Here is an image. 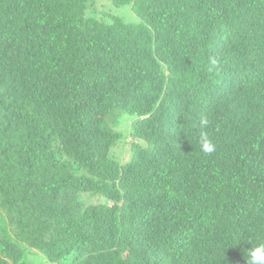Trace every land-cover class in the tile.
<instances>
[{"label":"trees","instance_id":"1","mask_svg":"<svg viewBox=\"0 0 264 264\" xmlns=\"http://www.w3.org/2000/svg\"><path fill=\"white\" fill-rule=\"evenodd\" d=\"M88 1L0 0V264H247L264 0Z\"/></svg>","mask_w":264,"mask_h":264},{"label":"rangeland","instance_id":"2","mask_svg":"<svg viewBox=\"0 0 264 264\" xmlns=\"http://www.w3.org/2000/svg\"><path fill=\"white\" fill-rule=\"evenodd\" d=\"M87 12L97 17H108L109 15L119 16L123 19L124 22L129 23L138 21V18L131 12L130 6L125 5L122 7H115L111 0H89ZM126 120L134 121V118L129 115H123L121 117V124L119 128L122 131L123 129H125L124 122ZM121 146L122 144L120 145V147ZM26 261L29 264H48L43 254L31 249L26 250Z\"/></svg>","mask_w":264,"mask_h":264},{"label":"clouds","instance_id":"3","mask_svg":"<svg viewBox=\"0 0 264 264\" xmlns=\"http://www.w3.org/2000/svg\"><path fill=\"white\" fill-rule=\"evenodd\" d=\"M208 124L209 121L206 118H202L199 122L201 130L206 129ZM199 144L202 152L205 154H211L215 151V145L204 131L200 133ZM248 254L250 259L247 261V264H264V244L251 248L248 250Z\"/></svg>","mask_w":264,"mask_h":264}]
</instances>
